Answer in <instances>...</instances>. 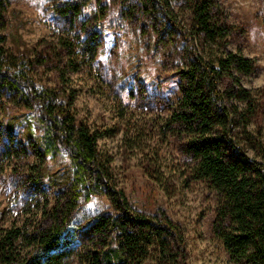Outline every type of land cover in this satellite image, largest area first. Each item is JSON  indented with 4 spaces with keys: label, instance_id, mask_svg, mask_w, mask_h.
I'll return each instance as SVG.
<instances>
[{
    "label": "trees",
    "instance_id": "trees-1",
    "mask_svg": "<svg viewBox=\"0 0 264 264\" xmlns=\"http://www.w3.org/2000/svg\"><path fill=\"white\" fill-rule=\"evenodd\" d=\"M133 1L120 14L138 7L140 18L150 19L169 7L168 0ZM180 1L187 5L193 34L203 36L208 51L203 48L201 54L193 46L185 62L176 66L178 109L155 122L156 137L145 130L132 134L130 128L124 132L123 147L140 155L144 173L170 195L177 192L183 172L180 164H165L162 145L176 147L185 159L184 183H204L218 197L215 231L230 262L264 264V131L258 125L264 89L242 86V77L252 75L256 64L241 52L226 51L231 33L218 18L214 0ZM11 3L0 0V144L14 145L15 130L23 127L39 159L22 171L23 177L31 184L50 185L57 193L23 226L0 227V264H186L181 226L165 213L141 211L138 201L118 188L112 157L98 148L100 139L121 130L91 126L75 111L69 74L96 58L91 41L97 32L92 31L91 41L86 36L78 44L42 40L36 49L16 54L3 34ZM90 3L97 7L94 16L85 15ZM108 7L103 0H78L50 10L77 23L86 35L93 21L106 20ZM166 13L182 29L178 17ZM14 41L19 49L15 36ZM47 72L55 82L38 85L36 77ZM24 147L19 149L22 155L27 153ZM11 153L4 151L1 157ZM22 155L17 152L18 158ZM57 159L60 165L54 171L47 162ZM100 196L109 202L105 212L92 215L84 210Z\"/></svg>",
    "mask_w": 264,
    "mask_h": 264
},
{
    "label": "rangeland",
    "instance_id": "rangeland-1",
    "mask_svg": "<svg viewBox=\"0 0 264 264\" xmlns=\"http://www.w3.org/2000/svg\"><path fill=\"white\" fill-rule=\"evenodd\" d=\"M76 1L12 0L6 16L7 29L3 31L7 38L6 46L19 54L25 48L36 49L42 40L57 43L66 39L78 44L86 36L91 41L92 31H96V39L91 41L98 50L96 58L69 76L79 118L94 127H118L121 130L115 136L98 142L100 152L113 159L112 168L118 188L138 201L141 211L148 215L165 213L181 226L187 244L186 264H234L215 231L218 197L204 183H184L185 159L176 147L168 143L162 145L165 164H180L183 172L176 182L177 192L171 195L163 192L144 173L140 155L126 153L123 147L124 132L130 128L132 134L145 130L156 137L155 122L178 109L180 78L176 66L185 62L193 46L201 54L203 48L208 51L203 36L194 35L191 30L187 5L180 0H168L169 7L165 10H158L150 19H141L142 10L138 7L135 11L128 9L120 14L124 6L134 4L133 0L125 3L123 0H103L109 6L106 20L93 21L89 33L83 35L77 23L71 24L50 10L55 4ZM214 3L218 18L230 29L226 51L241 52L255 61L254 73L242 77V86L251 90L264 89V0H214ZM167 11L178 17L182 29L170 20ZM96 12L97 7L93 3L85 8L86 16H94ZM14 36L21 43L19 49ZM185 36L193 37L192 42ZM86 60L91 61L89 57ZM36 80L38 85L51 86L55 76L50 72L40 73ZM258 125L264 131V102ZM36 131L39 133L38 129ZM13 139L14 145L10 141L6 146L0 144L1 228L28 223L40 214L47 202L52 203L57 193L50 185L31 184L23 177L22 171L37 165L39 159L29 147L23 127L16 128ZM149 142L153 143L152 140ZM21 146L27 149L26 154L20 152L19 149L23 151ZM7 150H11L10 156L1 157ZM17 152L22 155L20 158ZM47 164L55 171L60 161L50 160ZM108 206L109 202L100 196L87 203L84 210L96 215L105 212Z\"/></svg>",
    "mask_w": 264,
    "mask_h": 264
}]
</instances>
